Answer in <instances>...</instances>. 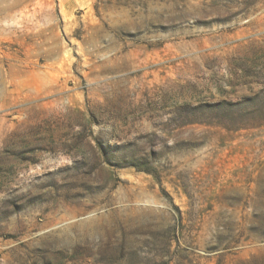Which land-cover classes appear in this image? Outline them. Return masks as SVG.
<instances>
[{"label":"rangeland","instance_id":"1","mask_svg":"<svg viewBox=\"0 0 264 264\" xmlns=\"http://www.w3.org/2000/svg\"><path fill=\"white\" fill-rule=\"evenodd\" d=\"M0 264H264V0H0Z\"/></svg>","mask_w":264,"mask_h":264}]
</instances>
